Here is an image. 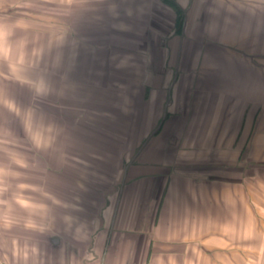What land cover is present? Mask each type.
<instances>
[{
	"label": "crops",
	"instance_id": "crops-1",
	"mask_svg": "<svg viewBox=\"0 0 264 264\" xmlns=\"http://www.w3.org/2000/svg\"><path fill=\"white\" fill-rule=\"evenodd\" d=\"M0 264H264V0H0Z\"/></svg>",
	"mask_w": 264,
	"mask_h": 264
}]
</instances>
